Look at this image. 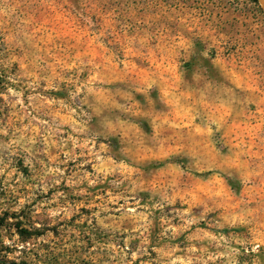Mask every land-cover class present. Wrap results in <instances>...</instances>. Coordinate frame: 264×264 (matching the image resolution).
<instances>
[{
	"label": "clouds",
	"instance_id": "9594fccd",
	"mask_svg": "<svg viewBox=\"0 0 264 264\" xmlns=\"http://www.w3.org/2000/svg\"><path fill=\"white\" fill-rule=\"evenodd\" d=\"M33 2L50 17L51 0ZM236 4L249 33L264 32V0ZM185 35L169 41L176 71L164 80L37 54L34 33H0V264H237L233 245L264 243V208L252 240L239 231L255 215L241 166L220 156L227 141L210 124L198 143L153 132L164 87L187 101L220 82L222 53Z\"/></svg>",
	"mask_w": 264,
	"mask_h": 264
},
{
	"label": "rangeland",
	"instance_id": "374dc122",
	"mask_svg": "<svg viewBox=\"0 0 264 264\" xmlns=\"http://www.w3.org/2000/svg\"><path fill=\"white\" fill-rule=\"evenodd\" d=\"M41 11L33 0H0V33H34L37 54L51 57L63 52L70 60L111 62L122 78L159 72L167 80L176 71L169 41L187 38L186 33H199L213 52L222 53L213 57L219 83L214 79L207 89L185 92L187 101L173 96L167 87L162 89L164 97L171 98L168 110L157 114L153 132L164 139L187 136L192 143L216 132V139L222 136L227 141L222 150L215 140L208 146L220 150L228 163L241 166L240 183L246 186L242 191L252 198L248 207L255 221L239 231L252 240L248 229L258 227L261 215L256 209L264 208V32L260 26L254 25L249 33V21L242 19L236 0H51L50 17L38 19ZM70 66L75 70L74 63ZM233 246L238 249L237 264H264V243ZM4 252L13 254L10 248Z\"/></svg>",
	"mask_w": 264,
	"mask_h": 264
},
{
	"label": "trees",
	"instance_id": "16d2710c",
	"mask_svg": "<svg viewBox=\"0 0 264 264\" xmlns=\"http://www.w3.org/2000/svg\"><path fill=\"white\" fill-rule=\"evenodd\" d=\"M10 264H15V263H10Z\"/></svg>",
	"mask_w": 264,
	"mask_h": 264
}]
</instances>
